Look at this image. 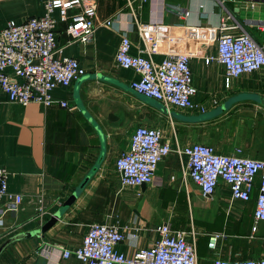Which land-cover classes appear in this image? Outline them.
I'll use <instances>...</instances> for the list:
<instances>
[{
    "label": "crops",
    "instance_id": "obj_1",
    "mask_svg": "<svg viewBox=\"0 0 264 264\" xmlns=\"http://www.w3.org/2000/svg\"><path fill=\"white\" fill-rule=\"evenodd\" d=\"M47 1L0 0V32L10 21L42 17ZM82 1L97 12L92 43L72 41L67 33L77 9L58 23L57 44L86 75L69 88L55 89L49 108L12 103L0 88V168L7 172L9 191L24 197L17 212L0 203V264H81L75 257L63 259L60 247H81L93 224L119 227L126 240L117 250L127 256L151 247L167 224L185 232L188 242L195 240L199 264L264 259V221H255L259 180L251 199L241 202L232 199L224 182L204 197L184 176L175 152L145 187L123 186L116 170L140 126L161 130L175 148L203 144L222 155L240 148L244 157L264 161V69L226 88L223 67L206 62L217 53L218 26L226 17L227 33L245 31L264 47V0ZM136 22L155 39L157 64L174 39L184 37L197 89L193 100L205 112L167 107L131 88L138 76L118 67L115 56L124 35L132 55L145 50ZM214 233L222 238L212 251L208 242Z\"/></svg>",
    "mask_w": 264,
    "mask_h": 264
},
{
    "label": "built area",
    "instance_id": "obj_2",
    "mask_svg": "<svg viewBox=\"0 0 264 264\" xmlns=\"http://www.w3.org/2000/svg\"><path fill=\"white\" fill-rule=\"evenodd\" d=\"M130 8L135 20L131 5ZM45 9L42 17L22 24L10 21L0 32V88L12 103L24 106L37 103L49 108L54 103L52 92L55 89L69 88L86 75V70L76 59L61 55L57 44V25L67 20L70 11L80 9L67 33L72 41L90 44L96 27L95 7L85 6L82 0H48ZM56 12L60 14L59 20L54 18ZM228 21L226 17L219 24L217 53L206 60L223 67L226 88L234 79L264 69V47L245 31L227 33L230 29ZM105 24L110 26L112 21ZM136 24L145 42V50L139 55H132L131 40L124 35L115 56L118 67L132 70L138 76L131 82V88L167 107L205 112L193 100L197 89L193 85L191 57L186 52L184 37L177 36L163 61L157 64L153 58L157 46L155 39L146 35L144 25ZM61 107L68 109L70 105L62 102ZM173 152L182 159L184 176L200 188L204 197L212 196L219 183L224 182L234 201L248 202L255 182L259 180L255 221H264V161L244 157L240 148L231 155L218 154L214 148L203 144L184 148L177 145L175 148L170 140H165L161 130L140 126L131 137L129 149L122 152L116 161L122 185L140 187L152 184L159 165ZM23 200L21 195L9 191L7 172L0 168V203H6L7 211L17 212ZM39 212L43 214L44 209L40 207ZM158 233L159 239L151 247L138 249L127 256L117 250L126 240L119 227L93 224L81 247L73 251L64 247L60 249L63 259L75 257L81 264H199L196 242H188L185 232L173 231L165 224L158 229ZM221 238L219 233L209 235L208 246L212 251L217 249ZM212 264H264V259L217 258Z\"/></svg>",
    "mask_w": 264,
    "mask_h": 264
},
{
    "label": "water",
    "instance_id": "obj_3",
    "mask_svg": "<svg viewBox=\"0 0 264 264\" xmlns=\"http://www.w3.org/2000/svg\"><path fill=\"white\" fill-rule=\"evenodd\" d=\"M142 187H145V185H142ZM72 200H73V197L70 199V201L68 202V204H69L70 202H72ZM57 217H58V216H57ZM55 220H56V217L52 219L51 223H49L48 226H50Z\"/></svg>",
    "mask_w": 264,
    "mask_h": 264
},
{
    "label": "rangeland",
    "instance_id": "obj_4",
    "mask_svg": "<svg viewBox=\"0 0 264 264\" xmlns=\"http://www.w3.org/2000/svg\"><path fill=\"white\" fill-rule=\"evenodd\" d=\"M143 96V95H142ZM145 97V96H144ZM153 101H155V102H159V101H156V100H154V99H152ZM203 115V114H202Z\"/></svg>",
    "mask_w": 264,
    "mask_h": 264
}]
</instances>
